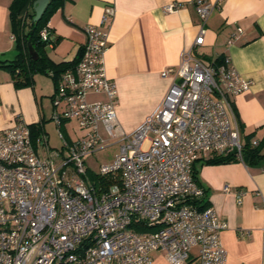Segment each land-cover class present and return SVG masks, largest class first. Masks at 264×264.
Returning a JSON list of instances; mask_svg holds the SVG:
<instances>
[{
    "label": "built area",
    "instance_id": "obj_1",
    "mask_svg": "<svg viewBox=\"0 0 264 264\" xmlns=\"http://www.w3.org/2000/svg\"><path fill=\"white\" fill-rule=\"evenodd\" d=\"M191 3L200 34L183 50L180 64L162 72L173 77L170 90L132 133L119 131L117 86L106 71L112 6L99 25L85 27L77 66L55 86L53 121L61 149H51L45 132L34 141L22 120L0 131V264H151L157 252L170 264H227L221 233L228 225L212 207H204L205 190L194 166L230 154L243 161L245 144L233 99L253 82L229 57L217 65L197 57L222 0ZM181 7L172 3L164 11ZM243 32L237 27L228 45ZM40 36L53 39L48 28ZM71 121L83 133L75 140L61 131ZM111 142L119 145L118 154L94 171L86 158ZM90 169L113 182L96 189Z\"/></svg>",
    "mask_w": 264,
    "mask_h": 264
},
{
    "label": "crops",
    "instance_id": "obj_2",
    "mask_svg": "<svg viewBox=\"0 0 264 264\" xmlns=\"http://www.w3.org/2000/svg\"><path fill=\"white\" fill-rule=\"evenodd\" d=\"M12 2L0 0L1 62L17 55L11 32ZM172 3L182 7L166 13L164 7ZM108 6L115 9V16L109 30L106 71L117 86L119 131L130 134L168 94L173 77H163L162 72L177 67L183 50L193 46L200 34V18L191 0H67L49 22L56 41L47 47L49 58L57 64L74 61L86 41L85 27L99 25ZM34 8L35 4L30 13ZM237 27L244 32L229 46ZM195 53L208 64L229 57L237 72L253 82L249 91L233 99V108L243 143L247 136H252V142L263 140L264 0H222L208 22L205 44ZM54 93L50 76L36 74L32 85L17 87L11 74L0 68V131L22 120L49 138ZM197 168L206 201L228 225L221 233L227 264H264V159L259 165L237 159L218 165L199 163ZM151 264L170 263L164 253L157 252Z\"/></svg>",
    "mask_w": 264,
    "mask_h": 264
},
{
    "label": "trees",
    "instance_id": "obj_3",
    "mask_svg": "<svg viewBox=\"0 0 264 264\" xmlns=\"http://www.w3.org/2000/svg\"><path fill=\"white\" fill-rule=\"evenodd\" d=\"M37 0H13L10 6V19L12 32L14 33L15 49L17 51L16 58L12 61H0V68L7 70L17 87L30 86L33 83V77L36 74H45L50 76L56 86L57 82L67 70H73L79 62L80 52L78 57L72 62L55 63L47 53V47L54 46L56 41H43L40 34L43 29L48 28L52 34V29L49 27V22L53 15L64 7L67 0H50L49 5L44 12L42 18L35 22V12L30 13V8L34 6ZM31 44L34 50L38 53L39 59L34 60L29 54L28 44ZM223 58H219L214 63L215 65L223 62ZM51 72L53 73L51 75ZM236 113V112H235ZM33 140L36 141L38 135L41 133L40 129L35 126H30ZM252 136L246 137V143L243 149V161L249 165H259L260 161L264 159V139L260 141L259 146L254 147L251 140ZM237 161L236 154L227 156L215 157L207 161H199L194 166V176L198 184V168L197 164L203 165H218L227 164ZM90 181L96 189L107 187L113 182L109 176L100 177L91 169L89 170ZM206 193V192H205ZM210 205L205 200L204 207Z\"/></svg>",
    "mask_w": 264,
    "mask_h": 264
},
{
    "label": "rangeland",
    "instance_id": "obj_4",
    "mask_svg": "<svg viewBox=\"0 0 264 264\" xmlns=\"http://www.w3.org/2000/svg\"><path fill=\"white\" fill-rule=\"evenodd\" d=\"M12 32V31H11ZM14 36V33L12 32ZM54 125L49 126V145L53 150H59L62 146V140L60 138V129L58 125L53 121ZM52 124V122H51ZM62 133L66 137V139L75 138L82 136V132L79 131V126L75 121L67 122L65 127L62 128ZM48 136V134H47ZM56 148V149H55ZM119 145L116 142H111L108 147L92 156L86 158L87 164L94 170L98 171L100 165L104 163H109L114 160L115 156L118 154ZM38 153L41 157H45L46 151L43 146H39Z\"/></svg>",
    "mask_w": 264,
    "mask_h": 264
},
{
    "label": "water",
    "instance_id": "obj_5",
    "mask_svg": "<svg viewBox=\"0 0 264 264\" xmlns=\"http://www.w3.org/2000/svg\"><path fill=\"white\" fill-rule=\"evenodd\" d=\"M50 0H37L35 2V17H34V21L37 22L39 21L44 12L46 11L48 5H49ZM29 47V54L31 56L32 59L34 60H38L39 59V55L38 53L34 50V48L32 47V45L29 43L28 44Z\"/></svg>",
    "mask_w": 264,
    "mask_h": 264
}]
</instances>
